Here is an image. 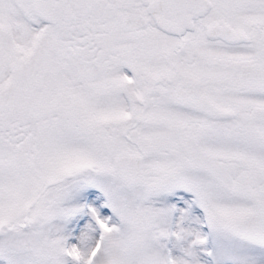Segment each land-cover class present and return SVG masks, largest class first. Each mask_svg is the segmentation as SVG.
<instances>
[{
  "label": "snow or ice",
  "instance_id": "6c2138e0",
  "mask_svg": "<svg viewBox=\"0 0 264 264\" xmlns=\"http://www.w3.org/2000/svg\"><path fill=\"white\" fill-rule=\"evenodd\" d=\"M0 264H264V0H0Z\"/></svg>",
  "mask_w": 264,
  "mask_h": 264
}]
</instances>
